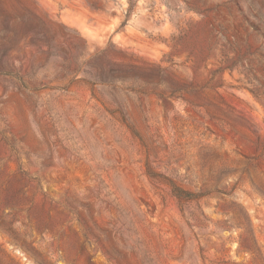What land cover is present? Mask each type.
Here are the masks:
<instances>
[{
  "label": "rangeland",
  "instance_id": "374dc122",
  "mask_svg": "<svg viewBox=\"0 0 264 264\" xmlns=\"http://www.w3.org/2000/svg\"><path fill=\"white\" fill-rule=\"evenodd\" d=\"M0 264H264V0H0Z\"/></svg>",
  "mask_w": 264,
  "mask_h": 264
}]
</instances>
